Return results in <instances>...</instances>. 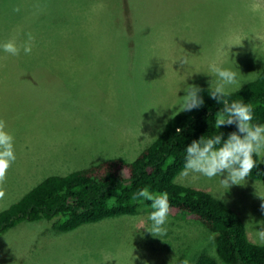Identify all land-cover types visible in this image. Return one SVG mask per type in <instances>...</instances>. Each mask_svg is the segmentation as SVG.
I'll return each mask as SVG.
<instances>
[{"label":"rangeland","instance_id":"obj_1","mask_svg":"<svg viewBox=\"0 0 264 264\" xmlns=\"http://www.w3.org/2000/svg\"><path fill=\"white\" fill-rule=\"evenodd\" d=\"M253 2L259 11H251ZM11 6L25 15L14 10L13 19ZM28 33L31 54L0 49V119L16 155L0 212L49 176L134 160L178 113L187 84L209 88L211 61L236 72L242 86L264 66V0H0V44L19 46ZM181 173L176 184L223 202L259 244L264 182L246 178L226 189L219 177ZM152 211L67 233L45 221L22 222L0 237V264H195L202 254L213 257L214 236L189 216L169 215L166 233L152 236Z\"/></svg>","mask_w":264,"mask_h":264},{"label":"trees","instance_id":"obj_2","mask_svg":"<svg viewBox=\"0 0 264 264\" xmlns=\"http://www.w3.org/2000/svg\"><path fill=\"white\" fill-rule=\"evenodd\" d=\"M10 9L11 17L16 18L15 7ZM17 14L21 17L25 11L19 9ZM202 89L204 105L168 119L134 160L113 158L66 176L43 179L0 212V237L22 222L45 221L52 231L67 233L104 219L137 215L142 208L150 209L151 202H133L131 196L147 187L154 193L168 194L170 216H189L214 236L216 256L222 263L264 264V245L248 239L245 224L235 211L202 190L174 182L182 172L188 144L220 132L226 139L237 131L235 125L214 126L215 114L222 106L208 96V88ZM229 100L253 105V122L264 124V66L253 81L232 92ZM254 159L256 165L247 178L264 182V162ZM195 264L218 262L202 254Z\"/></svg>","mask_w":264,"mask_h":264},{"label":"clouds","instance_id":"obj_3","mask_svg":"<svg viewBox=\"0 0 264 264\" xmlns=\"http://www.w3.org/2000/svg\"><path fill=\"white\" fill-rule=\"evenodd\" d=\"M250 9L253 12L259 11L261 4L253 2ZM15 11H19V8H16ZM27 35V41L21 45L17 46L14 40H9L0 44V49L12 56H18L21 49L24 54H31L34 37L31 33ZM182 63L187 64V60L183 58ZM208 74L215 78L209 81L208 96L222 106L215 114L214 126L219 129L222 126L235 125L237 131L229 133L226 139L220 132L219 135L212 138L205 139L202 136L199 140H193L186 147L181 175L185 177L199 175L209 180L219 177L220 185L229 189L233 185H242V182H245L246 178L250 176L256 165L254 157L264 158V124L253 122V105L229 100L232 91L240 90L242 86L236 72L221 67L216 60H213L208 65ZM182 90L184 95L181 96L178 113L199 109L204 105L201 95L204 90L201 87L187 84ZM15 160L14 138L6 131V122L0 119V200L5 197L2 186L6 182L8 170ZM221 177L223 178L221 179ZM131 200L133 202H151L153 211L148 216L151 225L146 230L155 237L166 233L167 229L164 225L170 213L166 192L154 193L144 187L133 193ZM260 210L264 213V203L260 205ZM257 223L259 224V228L256 227L257 242L264 245V220ZM210 255L218 259L214 250L210 252Z\"/></svg>","mask_w":264,"mask_h":264}]
</instances>
